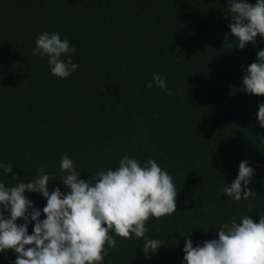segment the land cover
I'll return each mask as SVG.
<instances>
[{
    "label": "trees",
    "instance_id": "trees-1",
    "mask_svg": "<svg viewBox=\"0 0 264 264\" xmlns=\"http://www.w3.org/2000/svg\"><path fill=\"white\" fill-rule=\"evenodd\" d=\"M230 19L226 0H0V163L13 164L8 174L0 168V183L32 181L42 166L56 180L49 193H66L59 181L65 154L85 181L125 155L141 165L156 160L178 191L176 212L146 224V236L165 243L146 259L143 240L116 237L103 264H183L188 232L196 246L242 215L258 222L264 128L256 114L264 96L241 84L264 39L240 50ZM44 32L75 48L79 68L67 79L50 74L47 57L32 55ZM156 73L166 89L152 81ZM244 160L256 194L234 201L223 188ZM25 195L38 210L46 205L39 193ZM32 228L29 222V234ZM15 259L12 250L0 253V264Z\"/></svg>",
    "mask_w": 264,
    "mask_h": 264
},
{
    "label": "clouds",
    "instance_id": "clouds-1",
    "mask_svg": "<svg viewBox=\"0 0 264 264\" xmlns=\"http://www.w3.org/2000/svg\"><path fill=\"white\" fill-rule=\"evenodd\" d=\"M226 2L231 17L228 28L240 50L248 44L255 46L257 36L264 39V0L254 4L248 0ZM34 43L32 55L47 57L54 77L67 79L79 68L70 55L75 48L59 33L44 32ZM152 81L162 90L167 88L165 77L159 73L153 74ZM241 90L264 96V49L247 66ZM256 119L264 128V103L258 105ZM0 168L8 174L13 164L0 163ZM59 168V181L68 189L66 193L59 187L49 193V182L56 180L42 166L32 181L19 182L16 177L18 182L12 187L0 183V253L12 250L16 254L14 264H103L108 250L117 244L116 237L143 240L141 249L147 259L165 243L148 238L146 224L150 218L159 220L176 212L178 191L173 177L156 160L149 158L141 165L135 157L125 155L115 169L98 171L88 181L79 179L80 172L67 154L60 159ZM253 175L249 162L241 161L236 178L225 185L223 193L234 201L248 200L256 194L248 187ZM26 192L46 199L42 210L33 207ZM252 207L248 205L249 210ZM41 213L43 220L39 219ZM18 219L24 223L18 224ZM29 222H33L31 234ZM189 237L188 232L183 264H264V214H259L258 222L246 214L239 222L232 219L223 223L215 239L196 246Z\"/></svg>",
    "mask_w": 264,
    "mask_h": 264
}]
</instances>
